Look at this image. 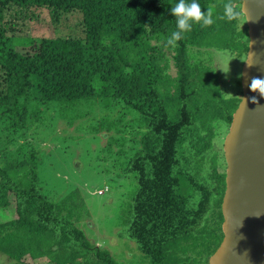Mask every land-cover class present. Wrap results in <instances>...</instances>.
<instances>
[{
	"label": "trees",
	"instance_id": "trees-1",
	"mask_svg": "<svg viewBox=\"0 0 264 264\" xmlns=\"http://www.w3.org/2000/svg\"><path fill=\"white\" fill-rule=\"evenodd\" d=\"M177 2L0 0V254L8 264L26 256L35 264H123L85 236L79 190L49 198L37 175L40 121L97 96L122 104L138 123L123 170L134 175L136 191L119 237L136 245L145 264H207L219 247L225 165L214 140L240 97L226 98L215 70L199 60L207 49L246 57L247 27L241 0H231L240 13L231 22L219 18L228 0H198L215 23L194 24L166 46ZM33 8L54 22L78 11L83 36L18 49L7 33Z\"/></svg>",
	"mask_w": 264,
	"mask_h": 264
},
{
	"label": "rangeland",
	"instance_id": "rangeland-1",
	"mask_svg": "<svg viewBox=\"0 0 264 264\" xmlns=\"http://www.w3.org/2000/svg\"><path fill=\"white\" fill-rule=\"evenodd\" d=\"M27 14L29 17L25 19H13L15 25L7 33L18 49L43 38L83 36L78 11L63 15L59 22H54L44 9L33 8ZM242 22L246 25L245 19ZM204 51L199 61L215 70L224 96L241 98L245 57H236L227 50ZM169 72L174 75L172 67ZM39 124L41 132L35 140L37 175L44 193L58 199L79 190L83 201L80 227L85 236L120 263L145 264L146 259L136 245L118 235L136 191L134 175L123 172L135 151L133 139L138 130L135 114L111 97L97 96L47 113ZM228 129L220 121L214 140V148L220 153L219 162L225 168L223 143ZM35 262L28 256L22 260L23 264ZM8 263L7 257L0 254V264Z\"/></svg>",
	"mask_w": 264,
	"mask_h": 264
},
{
	"label": "water",
	"instance_id": "water-1",
	"mask_svg": "<svg viewBox=\"0 0 264 264\" xmlns=\"http://www.w3.org/2000/svg\"><path fill=\"white\" fill-rule=\"evenodd\" d=\"M248 50L241 72L242 95L223 143L225 190L222 241L207 264H264V98L249 90L264 78V0H241ZM248 64H253L249 67ZM256 96L260 105L250 99Z\"/></svg>",
	"mask_w": 264,
	"mask_h": 264
},
{
	"label": "clouds",
	"instance_id": "clouds-1",
	"mask_svg": "<svg viewBox=\"0 0 264 264\" xmlns=\"http://www.w3.org/2000/svg\"><path fill=\"white\" fill-rule=\"evenodd\" d=\"M224 15L220 16V19H226L231 22L238 18L239 12L232 7L231 0H228L224 4ZM171 14L174 16L176 21V29L166 39V46L176 45L178 41L184 39L185 35L192 30L194 24L200 25L202 28L209 27L215 23L213 19L212 9L202 11V8L198 0H178V2L171 7ZM249 67L253 64H248ZM249 90L253 93L258 94L261 98H264V78L253 77L248 85ZM250 99L253 104L260 105L256 96L250 98H243V102L247 103ZM264 107V105H260Z\"/></svg>",
	"mask_w": 264,
	"mask_h": 264
}]
</instances>
